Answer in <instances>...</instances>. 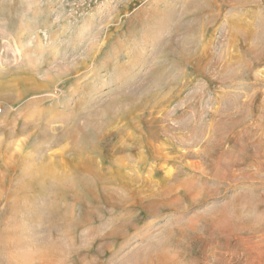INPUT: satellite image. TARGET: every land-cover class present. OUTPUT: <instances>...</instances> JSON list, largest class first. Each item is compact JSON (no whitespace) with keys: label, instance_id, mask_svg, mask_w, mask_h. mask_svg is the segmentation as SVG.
<instances>
[{"label":"rangeland","instance_id":"obj_1","mask_svg":"<svg viewBox=\"0 0 264 264\" xmlns=\"http://www.w3.org/2000/svg\"><path fill=\"white\" fill-rule=\"evenodd\" d=\"M0 264H264V0H0Z\"/></svg>","mask_w":264,"mask_h":264},{"label":"bare ground","instance_id":"obj_2","mask_svg":"<svg viewBox=\"0 0 264 264\" xmlns=\"http://www.w3.org/2000/svg\"><path fill=\"white\" fill-rule=\"evenodd\" d=\"M75 125V124H74ZM81 159V158H80ZM87 179V178H86ZM105 185V184H104ZM106 193V192H105ZM109 194V193H108ZM107 196V194H105ZM112 197V196H111ZM110 199V198H109Z\"/></svg>","mask_w":264,"mask_h":264}]
</instances>
